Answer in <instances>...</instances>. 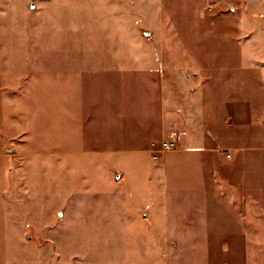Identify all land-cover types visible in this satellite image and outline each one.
I'll return each instance as SVG.
<instances>
[{"label":"rangeland","instance_id":"rangeland-1","mask_svg":"<svg viewBox=\"0 0 264 264\" xmlns=\"http://www.w3.org/2000/svg\"><path fill=\"white\" fill-rule=\"evenodd\" d=\"M239 100L264 138V0H0V264L152 262L154 239L106 222V199L131 195L116 173L147 198L182 138L223 130ZM166 187L186 200L185 180Z\"/></svg>","mask_w":264,"mask_h":264},{"label":"crops","instance_id":"crops-1","mask_svg":"<svg viewBox=\"0 0 264 264\" xmlns=\"http://www.w3.org/2000/svg\"><path fill=\"white\" fill-rule=\"evenodd\" d=\"M228 109L231 121L223 130L218 126L213 136L203 129L190 130L179 152L168 158L169 167L151 172L158 189L143 194L147 198L137 194L127 171L116 173L117 181L128 183L131 195L120 203L106 199L104 216L111 228L121 222L123 233L154 239L159 245L152 262L143 264H264V212L259 210L264 207V199H259L264 193V150L258 149L264 138L256 129L259 120L252 100L228 102ZM224 131L233 134V145L222 147ZM138 151L128 149L121 155L134 158ZM183 156L186 161L179 160ZM184 180L186 200L179 201L175 189L166 184ZM183 206L192 209L178 214ZM171 239L181 241L170 252L162 251L161 240Z\"/></svg>","mask_w":264,"mask_h":264},{"label":"built area","instance_id":"built-area-1","mask_svg":"<svg viewBox=\"0 0 264 264\" xmlns=\"http://www.w3.org/2000/svg\"><path fill=\"white\" fill-rule=\"evenodd\" d=\"M162 148L163 150H167V149H171L173 147H175L177 145V142L175 139H170V140H166L164 141V143L162 144Z\"/></svg>","mask_w":264,"mask_h":264}]
</instances>
